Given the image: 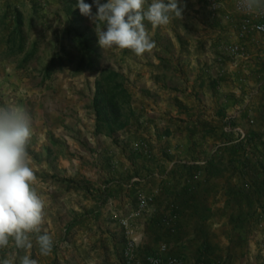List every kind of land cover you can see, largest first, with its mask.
Returning a JSON list of instances; mask_svg holds the SVG:
<instances>
[{"label": "rangeland", "instance_id": "obj_1", "mask_svg": "<svg viewBox=\"0 0 264 264\" xmlns=\"http://www.w3.org/2000/svg\"><path fill=\"white\" fill-rule=\"evenodd\" d=\"M38 1L39 3L32 0H0V18L18 8L27 19H32L29 46L32 41L40 38L37 58L24 69L18 68L21 57H3L5 45L0 40V59L11 63L8 64L11 68L8 71L10 80L7 89H0V96L2 93L24 96V100L18 103L14 101L12 106L27 101L23 107L30 118L38 123L37 126L35 123L31 124L32 136L27 152L35 174L33 186L45 202L42 224L57 219L65 224L77 216L88 217L89 212H92L88 217L89 223L100 226L103 224L110 228L109 232L114 236L112 252L120 259L125 241L116 216L125 215L135 209L138 189L146 194H152L159 189L155 188L157 162L151 153L152 157L149 153L138 151L139 138L152 146H158L161 154V148L168 147V144L173 146L172 143L180 142L181 138L184 141L193 138L188 132L184 134L177 129L179 134L176 136L159 140L157 130H163L168 123L166 120L158 124L152 121L158 118L157 110L167 114L168 110L171 112L172 105L175 107V116L180 115L175 118L180 121L184 120L185 108H191L194 111L193 116L203 110L199 105L206 96L201 90L204 87L205 93L215 95L212 80L216 79L217 73L212 67L208 76L202 75V68H206L207 64L213 65L214 58L218 56L214 51L215 46L218 49L230 44L228 38L224 40L221 35L224 32L233 35L241 16L233 12L232 7H228V12L232 13V21L223 20L226 10L213 17L207 1L203 0L205 5L200 12L191 9L188 11L193 18L191 22H186L184 17L174 16L167 25L155 28L145 22L146 30L155 41V47L150 54L136 56L129 49H103L98 44L100 68L123 73L127 77V87L132 96L131 104L125 109V116L129 121L127 128L109 137L95 133V117L90 106L95 92L96 75L90 72L75 75V65L71 64L57 72L51 80L41 83V70L51 58L56 47V34L62 33L65 21L58 17V13L63 16V0ZM96 10L93 5V12ZM83 18L85 26L96 34L93 22L84 15ZM26 26L28 27L27 24ZM228 62L230 60L226 58L224 65ZM162 64L163 69L160 67ZM219 80L221 84L224 81L222 78ZM225 81L232 82L226 78ZM201 85L202 88H198ZM152 87H155L153 92L150 90ZM143 91L150 92L145 96L148 102L146 110L139 107L140 98L144 96ZM225 99L232 98L226 94ZM152 104L154 107L150 106ZM256 125V121L253 125L248 121L242 124L246 131L250 126ZM139 130L143 135H137ZM195 137L196 141H200L201 136L198 133ZM185 144L186 142L179 144L183 155L187 148ZM210 147L209 144L207 148ZM164 154L159 157L158 162L168 160V156ZM159 173L162 175L164 171L160 170ZM133 178L143 179V184H133ZM114 180L122 184L121 188L117 184L111 185ZM132 184L133 187H130ZM109 186L118 189V194L106 202L103 189ZM161 186L163 192L161 190L156 194L153 210L165 205L167 201L162 183ZM153 212L138 216L134 220L133 225L140 238L142 235L137 228H141ZM248 236L255 246L240 249L238 264H261L258 260L264 259V239L259 237V232L254 231ZM13 248H4L6 251L0 259H8L10 264H19L22 249ZM247 257L253 259L247 262Z\"/></svg>", "mask_w": 264, "mask_h": 264}, {"label": "crops", "instance_id": "obj_2", "mask_svg": "<svg viewBox=\"0 0 264 264\" xmlns=\"http://www.w3.org/2000/svg\"><path fill=\"white\" fill-rule=\"evenodd\" d=\"M235 1L223 0L224 10L228 12L227 8L232 7L233 9H231L235 12ZM252 2L257 7L264 5V0H252ZM204 5L203 0H181V6L184 9L183 19L186 22H191L193 18L189 16L188 11L191 9L194 12H200ZM198 21H201V19ZM221 38L224 40L228 38L230 44L241 42L247 51L248 59L239 61L240 65L236 69L232 68L230 62L224 65L227 74L224 78L222 77V80H224L222 84L218 74L216 79L212 80L214 96L205 93V88H202V85L201 87L198 86V88H202L201 91L206 97L199 105L203 110L199 111L197 115L193 116L194 111H191V108H185L183 109L185 112L183 114L184 120L181 119L180 121L175 118L178 115L175 116V107L172 105L170 109L172 113L168 110L167 114H163L162 110L156 108L158 118L152 121L158 124L160 121L166 120L168 123H166L168 126L163 130H157V135H160L159 140L164 137L169 139L176 136L179 134L177 129H180V132L184 134L188 132L193 138L189 141H184L181 138L180 142L175 141L172 143L173 146L168 144V147L161 148L162 153L168 156V160L160 162H158L159 157H162L163 154L159 152L158 146H152L143 138H139L140 143H146V147L138 151L149 153V155L151 153L157 162L155 164V175L157 177L155 178L156 182H154L155 188L159 189L156 190L158 192L162 190L163 192L162 183L166 193L167 201H165V204L169 201L180 202L181 212L177 232L174 235H168L162 230H157V234L153 235V223H151L150 218L146 220L141 228H137L140 229L142 235L139 244L140 255L152 253L161 243H167L170 248L169 255L182 258L184 264H197L202 251L200 248L204 244H208L210 249L206 252L205 260L224 258L223 260L228 264H238L240 249L255 246L253 240L248 236L250 232H259V237L262 236L264 239V233L256 226L251 225L250 231L245 232L235 227L234 223L230 221L236 210L226 207V201L229 197L227 189L229 186L239 184L240 178L238 175L233 174L234 167L229 164L228 156L223 154V158L212 159L215 151L222 146V141L218 139L221 134L220 123L222 119L224 116L234 118L238 125H242L243 122L247 121L248 114L239 111L247 104L246 97L257 87L260 88V92L253 97L251 102L252 115L257 125L256 127L250 126L251 128H248L247 132L259 137L260 141L257 147L260 151L264 146V86L258 83V74L264 67V39L257 38L254 40L251 38L241 41L236 31L233 35L224 32ZM214 51L218 53V56L222 52L221 48L216 49V46ZM215 59L212 66L207 64L206 68H202V75L208 76L210 69H213L212 67L217 73L218 65ZM8 64L11 63H8L5 59H0V89L5 88L6 90L10 80L8 71L11 66L9 67ZM160 67L163 69V64ZM225 78L232 80V82H226ZM154 89L155 87L150 88L152 92ZM142 93L144 96L140 98L139 107L146 110L148 102L145 96L150 92L143 91ZM225 93L232 99H225ZM24 99V96L16 97L2 93L0 105L12 106L14 101L18 103ZM24 103H27V101H22L18 105L24 106ZM153 104L150 106L154 107ZM34 123L37 126L38 123L31 119V124L34 125ZM141 133L142 131L139 130L137 135H143ZM197 133L201 136L200 141H196L195 135ZM183 142H186L187 147L184 151L185 155L179 149V144ZM150 143L154 142L150 141ZM209 144L211 147L208 149ZM196 162L203 167L197 171L198 173L189 167V165ZM214 167L215 169H213ZM160 170L164 171L162 175L159 173ZM196 173L199 176L194 179L196 181L193 187L194 194H191L192 198L187 203L184 201L186 195H188L185 193L186 186L193 182L192 175ZM133 182H135L133 184L138 185L139 182H143V179L133 178ZM136 188H139V186ZM156 212L158 210H154L153 213ZM89 214L91 215L92 212H89ZM88 217L85 215L77 216V218L65 224H61L58 219L57 221L41 224V233L47 232L54 241L52 252L47 256L40 255L33 234V247L22 249V255L27 254L37 259L38 264H124L123 252H121L120 259L112 252L114 236L109 232L110 228L103 224L100 226L99 224L89 223ZM254 228H257V230H254ZM8 247H14L13 249H15L14 244L11 243ZM5 251L0 249V257L4 256ZM249 259L252 260L253 258L247 257V262H250ZM258 261L264 264V259Z\"/></svg>", "mask_w": 264, "mask_h": 264}, {"label": "trees", "instance_id": "obj_3", "mask_svg": "<svg viewBox=\"0 0 264 264\" xmlns=\"http://www.w3.org/2000/svg\"><path fill=\"white\" fill-rule=\"evenodd\" d=\"M32 1L39 3L38 0ZM62 2L64 5L61 10L63 16L58 13V17L61 21L62 19L65 21V28L61 34H56V47L50 60L41 70L43 75L41 83L44 84L51 80L57 72L70 67L71 64L75 65L73 67L75 75L85 72L96 75L95 92L90 106L95 117V133L111 137L116 132L126 129L129 124L128 118L125 116V109L131 104L132 96L127 87V77L116 70L100 68L101 55L96 34L91 28L85 26L83 15L79 12V8L75 7L76 0H63ZM86 2L92 3V0H86ZM31 22L32 19H27L18 8L3 14L0 18L2 37L0 40L5 45L2 55L5 59L21 57L19 69L27 68L37 58L40 38L32 41L29 46ZM237 125L234 118L224 116L220 126L221 134L218 138L222 141V146L215 151L212 159L228 156L229 164L234 167L233 174L240 178L239 184L229 186L227 189L229 197L226 207L236 210L230 221L234 223L235 227L246 232L250 231L251 225H257L260 217L264 216V164L257 161L256 157L260 152L257 147L260 141L259 137L247 132L246 139L241 140L233 130L225 129L228 126L233 128ZM189 167L195 172L203 168L197 162ZM197 173L192 175L193 182L186 186L185 193L190 196L186 195L184 199L187 203L192 198L191 194H194L193 187L196 184L194 179ZM112 184H117L120 188L122 185L115 181ZM115 189L113 186L103 189L106 202L118 194V189ZM170 205L175 206L174 210H177L178 215L175 232H172L165 223ZM156 210L158 212L153 213L150 218L153 223V235L157 234V230H162L168 235L176 234L181 216L180 202L169 201L165 205H160ZM200 249L202 251L197 264H228L221 258L205 260L206 252L210 249L208 244H204ZM148 254L150 253L143 255Z\"/></svg>", "mask_w": 264, "mask_h": 264}, {"label": "clouds", "instance_id": "obj_4", "mask_svg": "<svg viewBox=\"0 0 264 264\" xmlns=\"http://www.w3.org/2000/svg\"><path fill=\"white\" fill-rule=\"evenodd\" d=\"M75 7L93 22L103 49H129L136 56L150 54L155 47L145 22L153 28L167 25L173 16L182 18L184 11L181 0H76ZM31 136V118L24 107L0 105V249L10 243L16 249H31L35 234L39 254L47 256L54 241L47 232L41 233L45 202L33 186L35 174L27 152ZM0 264L10 262L0 259ZM19 264L38 260L24 254Z\"/></svg>", "mask_w": 264, "mask_h": 264}, {"label": "built area", "instance_id": "obj_5", "mask_svg": "<svg viewBox=\"0 0 264 264\" xmlns=\"http://www.w3.org/2000/svg\"><path fill=\"white\" fill-rule=\"evenodd\" d=\"M207 4L210 11L213 13V16H219L224 10L223 0H207ZM234 10L241 16V20L236 30L239 40L242 41L251 38L254 40L257 38L264 39V5L257 7L254 5L252 0H236ZM223 18L224 21H232V13L225 12ZM221 50V54L215 59V62L218 65L217 74L219 78H222L227 74V69L224 66L226 58H229L233 69L238 68L240 65L239 61L248 59L247 51L241 42L227 44L222 46ZM258 83L261 86H264V67L258 74ZM259 92L260 88L258 87L250 92L246 97L247 104L239 111L240 113L244 112L248 114L247 121L251 125H253L256 121L252 115L253 110L251 102L253 97L258 95ZM226 130H233L236 136L241 140L246 139L247 131L242 125H237L233 128L228 126L226 127ZM144 147H146V143L141 142L138 149H143ZM256 157L257 161L264 164V146ZM198 176L199 174L195 176V179H197ZM130 187H133V184L130 185ZM157 193L158 191L156 190L152 194H146L138 189L136 192L135 209L125 215L119 217L116 216L125 241L123 248L124 264H184L183 259L169 255L170 248L166 243H161L154 252L148 255H140L139 244L141 238L137 234L133 222L138 216L154 211L153 206ZM169 207L170 210H168L169 213L165 219V223L172 232H175L176 222L178 219L177 210H174V205H170ZM257 228L264 233V216L260 217Z\"/></svg>", "mask_w": 264, "mask_h": 264}]
</instances>
